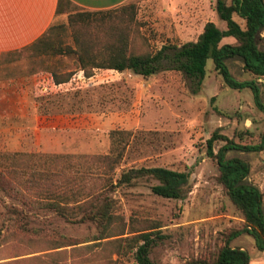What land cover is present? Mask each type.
Wrapping results in <instances>:
<instances>
[{
  "label": "rangeland",
  "instance_id": "obj_1",
  "mask_svg": "<svg viewBox=\"0 0 264 264\" xmlns=\"http://www.w3.org/2000/svg\"><path fill=\"white\" fill-rule=\"evenodd\" d=\"M128 4L134 6L135 24L120 19L123 23L116 24V31L130 35L131 47L138 53L195 41L207 22L225 28L215 12L216 0H128L96 11ZM96 11L72 3L63 6L38 47L39 54L30 55L28 50L11 55L7 58L17 62L0 69V172L10 173L21 192L0 190V264H136L134 252L141 242L125 238L141 233H157L161 238L150 250L154 264H189L214 254L229 234L244 225L242 214L218 182L215 160L207 157L205 149L214 131L237 144L258 143L264 113L255 107L251 91L228 88L211 60L197 94L190 92L195 88L192 82L173 70L148 78L129 71L96 70L84 77L74 57L59 52L74 48L75 35L95 34L93 26H85L79 17L70 23L68 16ZM235 20L241 23L236 16ZM261 36L264 48V31ZM227 42L232 40L223 41ZM230 70L238 81L254 79L238 62L231 63ZM51 73L71 76L55 84ZM257 82L264 103V77ZM223 144L216 141L214 152ZM51 155L87 159L117 155L112 169L102 163L85 173L84 162L80 171L86 175L76 176L71 169L61 177L65 180H52L55 187L66 181L53 193L59 198H92L99 206L107 205L110 225L87 219L79 211L68 212L72 213L68 221L29 203L46 197L37 172L53 169L45 163ZM234 156L249 163V181L259 187L264 201V151L228 155ZM130 167L189 172L185 196L158 197L150 191L156 182L148 179L119 185L120 171ZM62 199L57 201L63 203ZM13 206L21 216L12 213ZM109 230H122L118 237L122 239L96 240ZM231 245L247 250L249 264H264V252L255 249L249 236L242 235Z\"/></svg>",
  "mask_w": 264,
  "mask_h": 264
},
{
  "label": "trees",
  "instance_id": "obj_2",
  "mask_svg": "<svg viewBox=\"0 0 264 264\" xmlns=\"http://www.w3.org/2000/svg\"><path fill=\"white\" fill-rule=\"evenodd\" d=\"M70 4L68 0H58L56 13L59 14L63 6ZM215 12L218 19L224 23V30L219 29L213 22H207L195 41L182 45H163L156 51L148 49L139 53L131 47L133 40L131 41L130 35L116 31V24L123 23L120 19L124 18L128 24H135L132 4L121 6L116 10L70 14L68 16L70 23L75 22L79 17L85 26H93L95 34L75 35L74 48H66L59 53L72 55L79 70L86 78L91 77L96 70H112L118 73L129 71L143 78L165 70L177 71L185 80L192 82L195 87L190 90L192 94L200 91L206 63L211 60L214 71L221 77L223 83L230 89L250 90L255 107L264 113L262 92L257 82L258 79L264 77V48L260 44L261 34L264 31V0H231L229 4L224 0H216ZM235 16L241 23L235 20ZM50 30L51 28L48 29ZM225 39H231L232 42L223 43ZM233 62L240 63L241 69L252 75L254 79L245 81L235 79L230 70V64ZM51 76L55 84H60L67 82L71 74L51 73ZM219 140L224 141V144L217 152H214L213 144ZM262 151H264V131L258 143L252 145L237 144L220 135L218 131H214L206 141V155L215 160L218 167V182L229 200L242 214L244 225L240 230L229 234L214 254L192 259L189 264H249L251 256L247 250L231 245L234 239L242 235L249 236L255 249L264 252L263 193L258 186L249 181V163L239 157H228L230 153H259ZM116 156H94L88 159L81 156H47L48 160L45 159V163L53 169L37 172L39 183L44 184L46 197L28 200L29 203L37 206L38 209L55 212L68 221L72 218L70 216L72 213L68 212L79 211L83 212V216L87 219L97 220L102 225H110L112 218L108 214L107 205L99 206L97 200L92 198L75 201L69 198H59L53 193L56 192L55 190H61L66 181L63 185L59 182L61 185L56 187L52 185V182L55 178L58 180L67 175L71 169L74 170L72 173L76 176L86 175L88 167L95 168L102 163L112 169L117 161ZM84 162L87 165L85 173L80 171L81 163ZM59 165L67 167L60 168ZM9 174L0 172V190L10 191L12 189L13 192L21 195L17 183ZM189 175V172L165 167H130L120 171L116 182L119 185H131L138 179L153 180L156 183L150 186L152 194L164 199L181 200L189 184ZM51 196L58 198H51ZM59 199L64 202L60 203L57 201ZM69 201H74L72 202L74 206H71L72 203ZM21 203L23 206L27 205L24 200ZM13 207L12 213L16 217L21 216L20 211L16 210L15 206ZM111 230L106 236L96 240L115 238L113 241H118L122 239L118 238L123 235L122 230L115 232ZM155 239H161L157 233H141L130 239L125 238L127 242L132 240L141 242L134 252L136 264H154L149 254L156 243Z\"/></svg>",
  "mask_w": 264,
  "mask_h": 264
},
{
  "label": "crops",
  "instance_id": "obj_3",
  "mask_svg": "<svg viewBox=\"0 0 264 264\" xmlns=\"http://www.w3.org/2000/svg\"><path fill=\"white\" fill-rule=\"evenodd\" d=\"M68 1L79 8L96 11L120 6L128 0ZM57 3L58 0H0V69L5 63L17 62L7 58L11 55L28 50L30 55L39 54L38 47L49 34L48 29L61 15L56 13Z\"/></svg>",
  "mask_w": 264,
  "mask_h": 264
}]
</instances>
